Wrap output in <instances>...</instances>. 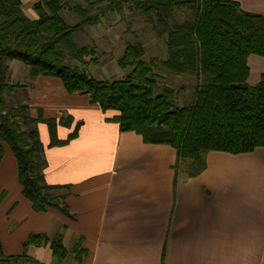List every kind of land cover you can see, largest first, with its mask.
<instances>
[{"label": "trees", "instance_id": "obj_1", "mask_svg": "<svg viewBox=\"0 0 264 264\" xmlns=\"http://www.w3.org/2000/svg\"><path fill=\"white\" fill-rule=\"evenodd\" d=\"M29 1L33 19L20 0H0V161L7 147L16 161L22 195L33 211L54 209L69 216L62 192L66 188L44 180L46 161L37 124H47L50 145L66 143L73 135L60 142L55 128L65 122L41 114L33 119L27 105L6 102L4 95L24 86L9 81L8 62L26 66L29 80L57 78L67 93L88 95L103 112H116L112 120L120 131L135 132L148 144L172 147L176 174L199 175L209 152L238 155L264 148V75L255 86L247 83V58H264V16L244 11L233 0H78L73 6L66 0ZM63 11L74 13L77 22L66 24ZM125 12L141 16L162 40L163 53L146 62L142 39L134 35L135 42H127L116 60L118 68L129 72L119 80L95 78L90 74L98 64L95 48L78 44L73 36L107 15L122 17ZM132 23L127 21L128 31ZM185 80H193L190 101L178 106ZM36 239L29 236L24 245ZM50 247L57 259L64 258L59 236ZM26 259L24 254L6 257L0 247V264Z\"/></svg>", "mask_w": 264, "mask_h": 264}, {"label": "crops", "instance_id": "obj_2", "mask_svg": "<svg viewBox=\"0 0 264 264\" xmlns=\"http://www.w3.org/2000/svg\"><path fill=\"white\" fill-rule=\"evenodd\" d=\"M233 1L264 16V0ZM247 67V83L255 86L264 58L250 55ZM25 74L16 93L29 116L65 122L55 128L60 142L73 135L50 145L47 124H37L44 180L66 188L69 216L32 210L4 147L0 247L6 257H27L13 264H264V148L209 152L199 175L176 174L172 147L120 131L116 112H103L88 95L67 93L57 78ZM32 235L35 243L24 245ZM58 236L65 251L60 260L50 247Z\"/></svg>", "mask_w": 264, "mask_h": 264}, {"label": "rangeland", "instance_id": "obj_3", "mask_svg": "<svg viewBox=\"0 0 264 264\" xmlns=\"http://www.w3.org/2000/svg\"><path fill=\"white\" fill-rule=\"evenodd\" d=\"M20 1L24 13L28 18L33 19L35 17L32 11L33 2L29 0ZM66 2L69 6L79 4L78 0H66ZM188 14V11H186L184 13V16H188ZM60 16L66 24L72 25L77 22V19L72 12L63 11L61 12ZM177 18L179 20H183L182 16H177ZM129 20L133 21V23L128 31L127 21ZM134 35H137V37H140L142 39L141 43L145 48V55L143 59L146 62L150 61L151 58H157L161 56V54L163 53L162 40L159 41L158 39H156L152 32L148 30L147 26L143 24L141 16L132 12H125L122 17H119L117 15H107L100 21L99 24L93 27L85 28L80 33L75 34L73 38L80 45H88L95 48L98 64L93 66L90 70V74L93 77L103 80H119L123 78L130 69L118 68L116 65V60L122 56L125 44L127 42H135ZM7 66L9 69V81L11 83H23V81L26 79L25 73L28 68L14 61L8 62ZM161 71L162 73H166V71L163 69H161ZM176 79L179 82L183 80L182 77H176ZM177 80L174 79L173 82L176 83V86H179L180 83ZM183 82L184 83L182 84L186 86V89L178 97V106L189 103L190 95L192 92L190 88V85L192 83L188 80H185ZM4 96L7 103L9 101H11L12 103L20 102L17 93ZM182 167L183 166H181V170ZM236 184V188H238L237 181ZM242 187H245V185H242Z\"/></svg>", "mask_w": 264, "mask_h": 264}]
</instances>
